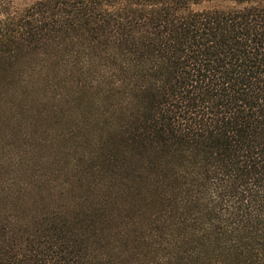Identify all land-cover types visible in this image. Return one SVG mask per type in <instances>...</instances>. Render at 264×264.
<instances>
[{"label": "trees", "instance_id": "trees-1", "mask_svg": "<svg viewBox=\"0 0 264 264\" xmlns=\"http://www.w3.org/2000/svg\"><path fill=\"white\" fill-rule=\"evenodd\" d=\"M31 55L103 90L96 172L140 186L32 201L33 145L9 138L0 264H264V0H0L4 83Z\"/></svg>", "mask_w": 264, "mask_h": 264}, {"label": "rangeland", "instance_id": "rangeland-1", "mask_svg": "<svg viewBox=\"0 0 264 264\" xmlns=\"http://www.w3.org/2000/svg\"><path fill=\"white\" fill-rule=\"evenodd\" d=\"M31 63L37 68L26 73ZM13 72L17 84L12 87L0 78V160L9 138L18 143L29 139L33 150H27L26 162L17 166L26 182L43 189L32 201L73 205L88 201L85 206L91 207L110 195L123 199L136 192L138 183L131 182L133 188L123 185L122 192L123 181L96 172L110 151L100 147L109 131L102 109L109 99L103 90L73 82L74 76L80 78L77 70L65 69L55 59L43 62L38 55L23 56ZM94 183L114 185L100 190Z\"/></svg>", "mask_w": 264, "mask_h": 264}]
</instances>
